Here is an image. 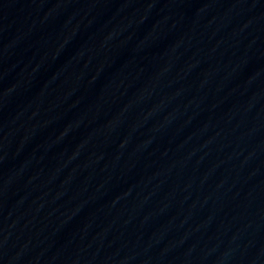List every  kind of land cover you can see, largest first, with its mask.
<instances>
[{"label":"water","instance_id":"obj_1","mask_svg":"<svg viewBox=\"0 0 264 264\" xmlns=\"http://www.w3.org/2000/svg\"><path fill=\"white\" fill-rule=\"evenodd\" d=\"M0 264H264V0H0Z\"/></svg>","mask_w":264,"mask_h":264}]
</instances>
